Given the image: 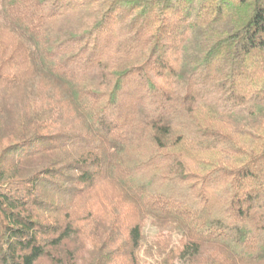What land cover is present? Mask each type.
Masks as SVG:
<instances>
[{"label": "trees", "instance_id": "1", "mask_svg": "<svg viewBox=\"0 0 264 264\" xmlns=\"http://www.w3.org/2000/svg\"><path fill=\"white\" fill-rule=\"evenodd\" d=\"M142 253L264 264V0H0V264Z\"/></svg>", "mask_w": 264, "mask_h": 264}, {"label": "rangeland", "instance_id": "2", "mask_svg": "<svg viewBox=\"0 0 264 264\" xmlns=\"http://www.w3.org/2000/svg\"><path fill=\"white\" fill-rule=\"evenodd\" d=\"M145 231L146 234L149 236L150 239L153 238V236L156 234L157 229L151 224L150 220L146 222L145 226ZM175 242H177L178 237L175 236L174 238ZM144 261L146 260L147 262L145 264H150L153 262L150 258L147 257L146 254L142 253ZM177 264H183L182 262H178Z\"/></svg>", "mask_w": 264, "mask_h": 264}]
</instances>
